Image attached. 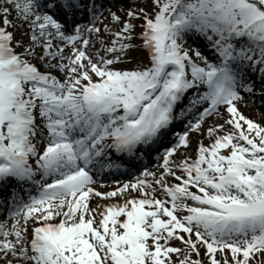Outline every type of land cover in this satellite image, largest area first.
Listing matches in <instances>:
<instances>
[{
    "label": "snow or ice",
    "instance_id": "1",
    "mask_svg": "<svg viewBox=\"0 0 264 264\" xmlns=\"http://www.w3.org/2000/svg\"><path fill=\"white\" fill-rule=\"evenodd\" d=\"M135 3L0 0V264H264V0Z\"/></svg>",
    "mask_w": 264,
    "mask_h": 264
},
{
    "label": "rangeland",
    "instance_id": "2",
    "mask_svg": "<svg viewBox=\"0 0 264 264\" xmlns=\"http://www.w3.org/2000/svg\"><path fill=\"white\" fill-rule=\"evenodd\" d=\"M142 3H143V0H136L135 6H141ZM130 6H134L133 0H125L115 8V11L117 12V14H120V9L122 7L126 9ZM201 50L205 51V49L203 48ZM134 55H139V53H136ZM133 66H134L133 64H128L126 66L121 65V67H127V68H131ZM240 110L246 117L252 119L254 122H258L261 125H264V104H261L260 99H255L254 104H249L247 106H245L244 104H241ZM220 122L222 123V121ZM160 163H162V161ZM156 166L154 167L153 170H156Z\"/></svg>",
    "mask_w": 264,
    "mask_h": 264
},
{
    "label": "bare ground",
    "instance_id": "3",
    "mask_svg": "<svg viewBox=\"0 0 264 264\" xmlns=\"http://www.w3.org/2000/svg\"><path fill=\"white\" fill-rule=\"evenodd\" d=\"M108 190L104 191V192H107Z\"/></svg>",
    "mask_w": 264,
    "mask_h": 264
}]
</instances>
